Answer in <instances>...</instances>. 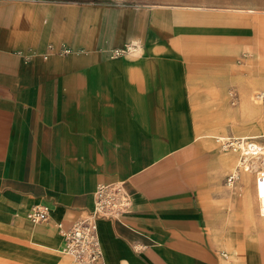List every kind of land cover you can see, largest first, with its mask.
I'll list each match as a JSON object with an SVG mask.
<instances>
[{"label":"crops","instance_id":"obj_1","mask_svg":"<svg viewBox=\"0 0 264 264\" xmlns=\"http://www.w3.org/2000/svg\"><path fill=\"white\" fill-rule=\"evenodd\" d=\"M258 11L264 0H0V264H63L64 230L114 181L132 204L98 220L96 264H264V240L224 224L247 215L253 232L256 204L264 218V162L203 149L224 72L189 59L224 56L191 43L255 33ZM240 163L246 210L221 180ZM35 204L46 221L27 217Z\"/></svg>","mask_w":264,"mask_h":264},{"label":"rangeland","instance_id":"obj_2","mask_svg":"<svg viewBox=\"0 0 264 264\" xmlns=\"http://www.w3.org/2000/svg\"><path fill=\"white\" fill-rule=\"evenodd\" d=\"M249 15L248 12H242ZM258 21L255 33L242 35L239 40H225L224 42H200L194 41L191 47L208 48L210 45L216 47L223 45L225 55L221 57H191L194 65L210 66V69L221 68L224 72L225 95L218 94V90L213 88L208 89V99L210 104V118L207 123L209 132L213 135L204 136L203 139L208 140L203 145L204 150L217 149L220 153L235 151L236 162H239V157H243L242 162L247 163L250 158L254 157L258 161L264 162V99L257 97V94L264 91V11H258ZM213 84V82H212ZM222 95V96H221ZM222 100L223 103L219 104ZM217 102V103H216ZM219 109V115L216 119L213 111ZM224 134L227 137L218 139L214 135ZM247 134H260L258 137H246ZM250 142H256L259 146L260 154H252L248 148ZM208 148V149H207ZM247 151H249L247 153ZM201 153H198L199 157ZM238 164V163H237ZM245 163H240L236 167H232L224 171L223 180L224 187L236 191L240 194L241 201L245 197V187L240 188L237 185L233 186L238 178L235 177L234 182L229 184L228 177L236 170L245 171ZM238 172V171H236ZM234 187V188H232ZM246 206L242 201V208ZM253 224V232H248L249 216L224 218V224H237L245 228V232L226 234V236H239L247 238L254 236L264 240V218L257 210ZM247 213V211H241ZM62 255L66 258L63 264H80L73 257L63 252Z\"/></svg>","mask_w":264,"mask_h":264},{"label":"built area","instance_id":"obj_3","mask_svg":"<svg viewBox=\"0 0 264 264\" xmlns=\"http://www.w3.org/2000/svg\"><path fill=\"white\" fill-rule=\"evenodd\" d=\"M257 97L264 99V91L259 92ZM235 177L232 174L228 177V181L231 182ZM131 204V195L123 181L99 184L95 190L94 208L64 230L63 252L78 262L96 264L102 253L98 235V220L102 218L120 219ZM49 212L48 205L35 204L27 212V217L33 223H40L49 218Z\"/></svg>","mask_w":264,"mask_h":264},{"label":"bare ground","instance_id":"obj_4","mask_svg":"<svg viewBox=\"0 0 264 264\" xmlns=\"http://www.w3.org/2000/svg\"><path fill=\"white\" fill-rule=\"evenodd\" d=\"M248 148L251 150V152H252V154L253 153H255V154H257L258 153V151H259V146L257 145V144H255V143H249L248 144ZM249 151H247V153H248ZM233 175H235V174H233Z\"/></svg>","mask_w":264,"mask_h":264}]
</instances>
